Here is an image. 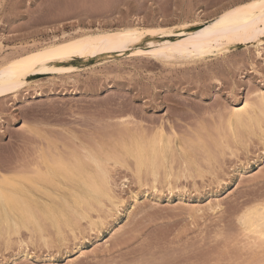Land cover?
<instances>
[{
    "label": "rangeland",
    "instance_id": "1",
    "mask_svg": "<svg viewBox=\"0 0 264 264\" xmlns=\"http://www.w3.org/2000/svg\"><path fill=\"white\" fill-rule=\"evenodd\" d=\"M244 1L247 0H0V70L13 64L18 57L48 46L49 41H62L65 36L69 38L97 29L110 30L130 25L167 28L164 34H147L135 47L125 52L102 54L67 63L79 66V70H72L68 66L59 70L60 67L50 66L47 68L49 72L45 74H29L27 79L31 83L22 86L16 93H0V167L24 164L30 155L35 156L34 153H37L36 142L45 148L53 145L55 147L51 149L54 152L66 156L75 152L84 154L71 141L78 148L80 145L82 151L84 148L81 143H84L100 154L105 149L115 155L116 149H121V143L129 140V137L120 134L123 129L121 119L123 122L125 118L131 122V128L133 125L147 132L144 134L147 139L158 136L153 133L160 127L164 129V139L167 138L165 141L171 148L167 170L174 173L169 182L161 177V172L159 183H153L152 177L148 175L151 179L149 182L150 179L147 176L145 179L144 175L141 182H148L144 187L136 179L134 168H131L134 167L133 158L132 162L127 157V164L123 167L114 165L112 159L109 163L115 167H110L114 169L111 174L116 175L112 176L116 178L115 181L113 179L114 190L121 196L116 194L118 202H121L114 207L109 200L104 199L106 205L103 208L90 211L92 220L100 221L102 218L105 219L104 224L99 223L97 228L92 229L88 226L90 218L82 219L74 231L64 227L63 235L48 227L45 239L38 235L31 237L23 230L20 235H15V239L14 236L12 238L15 242L18 239L16 245L12 240L11 245H8L4 238H0V264H158V261L166 264L168 259L171 261L168 264L177 263L176 260L181 261L180 264H200L201 259L202 262L206 260L204 264H221L224 260L222 264H264V254H259L263 250H257L258 254H255V250L250 253V248L241 246V235L236 237L239 246L234 242V247L232 240V236L240 232L235 220L240 209L245 203L263 199L260 193L264 188V135L253 125L237 126L234 132L228 129L230 126H227L226 120L231 119L232 108L247 101L254 102L256 91L264 89V43L260 47L263 48L260 56L255 43L239 44L225 54L215 53L205 59L191 61H161L146 52L134 53L139 49L150 50V42L176 35L185 25L188 31L198 29L202 23L220 18ZM103 57H108V60H102ZM205 119L210 120L209 123ZM147 127L149 130L145 129ZM212 128L217 134L211 131ZM190 133L196 135L193 134V137L192 134L188 135ZM36 135L39 141H35ZM92 141L98 146L92 145ZM175 145L181 150L178 151ZM200 145L206 147L203 146L201 150ZM174 153L178 154V158L174 157ZM180 163L185 165L181 166ZM250 175L257 177L253 179ZM216 197L222 199L223 208L218 212H223L224 216L223 213L217 216V213L208 210L197 213V216L185 205H205ZM224 227L227 230L230 227L229 231ZM219 228H223L220 229L221 233ZM116 229L118 233H114ZM224 230L229 234L225 232L224 236ZM117 235L120 237L118 241ZM221 235L226 238L230 235L232 242L229 237V242L224 238L227 245L224 246ZM121 240L122 243L129 241L122 244ZM217 247L221 250H215ZM230 248L237 249L233 251ZM248 252L249 259L246 257ZM169 254L171 258H168ZM131 256L133 258L130 259Z\"/></svg>",
    "mask_w": 264,
    "mask_h": 264
},
{
    "label": "bare ground",
    "instance_id": "2",
    "mask_svg": "<svg viewBox=\"0 0 264 264\" xmlns=\"http://www.w3.org/2000/svg\"><path fill=\"white\" fill-rule=\"evenodd\" d=\"M250 2H252V0L244 1L240 5L245 4V3H250ZM240 5L235 6V7H239ZM230 10H228V11H230ZM219 20H220V18L213 19L211 21H206L204 23H202L200 21L202 23L200 28L194 29V30H189V31H188L187 26L185 25V26H183V30L180 32H177L176 35L166 36L165 39L160 40V41H152L151 40L152 42H150V45H151L150 50L144 51L142 49H139L136 52H134V51L133 52L136 54H137V52H139V53L146 52V54L153 56L154 58H156V60L161 59V61L162 60H190L191 61V60L205 59L207 56L213 55L215 53L225 54L232 47H235L239 44L255 43L256 48L258 50L257 52L260 56V54L263 50V48L261 49L260 47H261L262 43H264V38H261L257 35L255 39H247L246 34L243 32H241L239 35H237L235 33H231V32H225L222 27H217V21H219ZM256 27L257 28H264V24L257 23ZM165 29L167 30V28H165ZM165 29L161 26H157V27H153V28H144L141 26H131L130 25V26H124V27H120V28H116V29H110V30L97 29L96 31L76 35L74 37H69V38H67V36H65L66 38L63 39L62 41L61 40H53L52 42L49 41L48 46H46L42 49L36 50V51L32 52L31 54L22 55L21 57H18L17 59H15L13 64H11L10 66H7L4 69L0 70V93H7V92L16 93L22 86H28L31 83L27 79V76L29 74H45V73L49 72V71H42L41 69H47L50 66H57V67H60L59 70H64V66H68L72 70H79L80 69L79 66H76L74 64H67V63L74 62L78 59H87V58L91 59L90 57H96V56L98 57V56H101L102 54H111L112 55L115 52H125L126 50H128L131 47H133L134 45H136L139 41H141L143 39V37H145L147 34H157V33L164 34V33H166ZM126 33H132L133 35L131 37H129V36L124 35ZM76 41H78L80 43L75 44L73 46V48L70 50L72 52V54L67 56V58H64V59H48L47 57H42V58L33 59V60L28 59L29 57H35L36 53L44 52L45 50H48V49L61 48L63 45H71V44H73V42H76ZM107 58L108 57H103L102 60H105V59L108 60ZM112 58H113V56H112ZM100 60L101 59H97V61H100ZM190 61H189V63H191ZM17 62H20V63H17ZM166 62L168 63V61H166ZM86 67H88V66H86ZM252 95H254V94H252ZM254 96H253V98H255L254 102H248L247 101L246 103L244 102L245 104H243V105L232 108V111L230 112L231 117L228 115L231 119L230 118H229L230 120L226 119L227 123L230 124V125L227 124V126H230L228 129L231 128V130L235 132V127H237V126L245 127V126H252L253 125L254 127L258 128V130L262 133V135H264V89L260 90L258 92L256 91ZM219 118H221V117L219 116ZM223 120L225 121V118ZM115 121H118V120H115ZM136 121H138V120H134L133 122H136ZM209 121H207V123H209ZM133 122H132V124H133ZM138 122H140V121H138ZM121 123L123 124V129L120 131V134H123L124 136L129 137V140H125L121 143V145H120L121 149H116L115 155L109 153L105 149H103L102 154H100L98 151L91 149L89 145L84 144V143H81L82 148H84L83 149L84 151H82L80 149L81 147L79 144H78L79 145V148H78V146L74 145L75 142L71 141V143H73V146L75 148H77L78 150H80L81 152H84V154H79V153L75 152V153H72V154L66 156L64 154L54 152L55 150L53 148L51 149V147L53 145L50 146V148H49V146H47L45 148V146L42 147V145H40L39 142L38 143L36 142V144H38V151H37V153H34L35 156L27 155V157L29 156V158H30L28 161H25L23 159V163L25 161L26 164L20 163V165L13 164L14 166L13 165L12 166H6L5 165L6 167H0V238H4L5 243H7L9 245L13 236L15 239V235H20V233H22V231L24 230V231H27L31 235V237L38 235L41 239H45V237L47 236L46 231H47L48 227L54 228L59 235H63L62 229L64 227H68L71 229V231H74L75 228L80 225V222L82 221V219H86V218L89 219L90 218V211L96 210L98 207L103 208L106 205V204H104V199L109 200L115 207V205H117L118 203L121 202V201L118 202V197H121V196H118L119 193L118 194L115 193V190H114L116 187L113 184V179L115 181L116 175L114 173L111 174V171L114 170V169H110V167L112 166V164L110 166V163H111L110 161L112 159L114 160V165L119 164L123 167L124 165L127 164V157H130V160L132 162H133V160L131 158H133L134 159V167H131V168L132 169L134 168L135 174L137 176L136 179H138L139 182L142 181V178L144 175H145L144 178L146 176L148 177V175H150V177H152L153 183H159L158 181L160 179V174H162V173H163L162 174L163 176H161V177H163L165 179V181L167 179L170 182L171 177L174 175V173L172 174L171 172H169L167 170V161L169 158V152H170L171 148H170L169 143L165 141V140H167V138L164 139V136L166 137V135H165L166 132L164 133V129L162 127L159 128V126L157 127V125H154V127L156 126V128L157 129L159 128V129L157 132H155L153 134H158V136L156 135L150 139H147L146 136L144 135V134H147V132L142 130L140 127L138 128L137 126L134 127L132 125L133 128H131V126H129V124H131V122L129 120L127 121V119L124 118V121L122 122V119H121ZM195 124H196V122H195ZM195 124H194V126H195ZM135 125H136V123H135ZM206 125H208V124H206ZM219 126H221V125H219ZM224 126L225 125H222V127H224ZM208 127L211 129L210 126H208ZM156 128H154V130ZM199 128H200V126H199ZM145 129L149 130L148 127ZM171 129H172V127H171ZM171 129H169V130L173 131ZM151 130L153 131V129H151ZM187 130H189V128H187ZM195 130H197V128ZM201 130L203 131V129H201ZM211 131H213V128ZM191 132H193V131L191 130ZM213 132H215V129ZM220 132H221V130H220ZM148 133H150V131H148ZM174 133L176 134V132H174ZM202 133H205V132H202ZM215 133L217 134V131ZM215 133H213V134H215ZM167 134H169V133H167ZM170 134H172V133H170ZM191 134L192 133H190L188 135H191ZM193 134H195V133H193ZM62 135H64V134H62ZM117 135L118 134H116V136ZM172 135H174V134H172ZM195 135H193V137ZM205 135H206V133H205ZM246 135H248V133ZM31 136H32V134H31ZM53 136H54V134H53ZM65 136L67 137V135H64V137ZM147 136L149 137V135H147ZM227 136H228V134H227ZM34 137L37 138V140H35V141H39L37 135ZM204 137L206 138V136H204ZM258 137H259V135H258ZM60 138H61V140H63L62 137H60ZM93 141L91 143H92V145H95V144H93ZM196 141H198V138L196 139ZM225 141L226 140H224V143H226ZM228 141H230V140H228ZM44 142H46V141L44 140ZM242 142L244 143L243 139H242ZM68 143L71 144L70 141ZM246 143H247V141H246ZM231 145H234V144H231ZM95 146L97 147L98 145H95ZM203 146L200 147L201 150L203 149ZM33 147H36V145L35 146L33 145ZM53 147H55V146H53ZM175 147H176V145H175ZM204 147H206V146H204ZM61 148H62V146H61ZM176 149H177V147H176ZM178 149H180V148L178 147ZM213 150L215 151L214 148H213ZM173 151L176 152L175 150H173ZM194 151H195V148H194ZM235 151H236V149H235ZM34 152H35V150H34ZM66 153H68V152L66 151ZM177 155L175 154V156L174 155L173 156L175 158H178ZM187 156H188V154H187ZM202 156L204 157V155H202ZM216 156H217V158L216 157L215 158L218 159L219 156L218 155H216ZM17 160L15 162H17ZM19 160H21L20 156H19ZM183 161H184V159H182V162ZM19 162L20 161H18V163ZM175 162L178 163V160L177 161L175 160ZM183 163H180L181 166L185 165ZM197 163H200V161H198ZM213 163H214V161H213ZM174 165L176 166V164H174ZM204 167L205 166H203V168ZM111 168H115V167H111ZM161 170H163V171H161ZM191 170H192V168H191ZM118 171L116 170L117 174L119 173ZM125 171H126V169L124 168V172ZM127 171H129V170H127ZM113 174L115 175L114 178L112 177ZM131 174L133 175L132 172H131ZM260 174L261 173H259V175ZM214 175H215V173H214ZM248 175L247 176L244 175V177L246 178V177H248ZM119 176L124 178V176H121V175H119ZM194 176H196V175H194ZM205 176H206V174H205ZM255 176H254V178H255ZM127 177H129V176H127ZM127 177H126V179H127ZM133 177L135 180V176H133ZM249 177L253 178V176H251V175ZM122 178H121V180H122ZM131 178H132V176H131ZM145 179H147V178H145ZM148 179H150V178L148 177ZM176 180H178V179H176ZM150 181H151V179L149 180V182ZM251 181H253V180H251ZM142 182H141L142 185L148 183V182L145 183L146 181L144 183H142ZM196 186H197V183H196ZM144 187H145V185H144ZM156 187H158V186H156ZM250 188H252V186ZM253 188L256 189L257 187L253 186ZM262 190L263 191L261 193L264 194L263 193L264 188ZM246 193H247V191H246ZM261 193H260V195H261V198H263L262 200L259 199L260 201L251 202L249 204L245 203L244 204L245 206L242 209H240L239 213H237L238 215H237V218L235 219L237 222L236 226H238V225L240 226L239 227L240 230H238V232L239 231L240 232L239 233L237 232L238 235L236 234L237 236H235V237L232 236L233 239L230 238V235L233 232V230H232V232L230 231L231 232L230 235L227 236V238L229 237L228 239L230 242H232L230 239L233 240V245L235 247L236 245L234 242H236L237 238H239V236L241 235L242 236L241 239H243V241L240 240V242H242L241 246L244 245V248L245 247L250 248L249 249L250 253L251 252L253 253V251L255 250L254 251L255 254L259 253V251H257L259 249L263 250L259 254H261V253L264 254V248H262V246L259 243V237L254 235L250 231V229H252L253 227L259 228L258 214H259V211H261V210L258 209L257 213H255L253 215L252 219L248 220L247 222L243 221L241 219V217H242V214L245 212V210H247V209H249V208L253 207L254 205H257L261 202H264V195L262 197ZM116 194L118 197L116 196ZM257 195H259L258 192H257ZM134 197L137 199V196L134 195ZM251 198H253V197H251ZM256 200H257V198H256ZM230 201L231 200H229V202ZM201 204L200 203L199 204H191V203L188 204V203H186L185 205H188L187 207H189V208H187V207L186 208L188 210L192 211L193 214L196 213L197 216H198L197 213H202V212L205 213L206 210L213 212V213H217V216H218V213H223V212H218L219 210H222L221 208H223L222 207V204H223L222 199L219 197L213 198L212 200H210L205 205H203V203H201ZM226 204H228V203H226ZM151 205H153V204H151ZM229 205H231V204H229ZM108 206H110V205H108ZM230 207L231 206H229V209H231ZM105 210H107V209L105 208ZM232 210H234V208ZM208 211H207V213H208ZM235 211H236V209H235ZM228 212H231V211H228ZM107 213H109V211ZM231 214H233V212ZM234 214H235V212H234ZM120 215H121V213H120ZM102 216L104 217V215H102ZM223 216H224V213H223ZM99 218H101V217H99ZM104 220L105 219L101 218L100 221H97V220H92L90 218V220H89L90 225H88V226H91L92 229L97 228L99 223L104 224V222H103ZM219 221H218V223H219ZM236 222L234 221V223H236ZM218 223H216V224L217 225L221 224V223H219V224ZM83 225H85V223ZM220 226L221 225H219V227ZM233 226L235 227V225H233ZM86 227L87 226H84V228H86ZM225 227H226V225H225ZM225 227H224V229H226ZM87 228L89 229V227H87ZM215 228H217V227H215ZM229 228H228V230L227 229L226 230L229 231ZM117 229L114 233L119 232V231H117ZM220 229L223 230V228H219V230ZM231 229H233V228H231ZM52 231H53V229H52ZM216 231H217V229H216ZM227 231L224 230L222 232V233H224V236H225V232H227ZM77 232H79V229ZM85 232H88V231H85ZM122 232L124 233V231H122ZM213 232H215V231H213ZM220 233H221V230H220ZM76 234L79 236L78 233H76ZM227 234H229V233L227 232ZM68 235L70 236L72 234H68ZM86 235H88V233ZM213 235H211V236H213ZM122 236H123V234H122ZM224 236H222V238H223L222 242L225 243L224 246H227L224 238L227 240V242H229V241ZM66 237H68V236H66ZM24 238H25V236H24ZM222 238H220V239H222ZM234 238H235V241H234ZM14 239L12 240V242L14 241ZM65 239H67V238H65ZM119 239H120V237L118 236L117 241ZM1 240H3V239H1ZM210 240H211V237H210ZM21 241H22V239H21ZM126 241L128 242L129 240H126ZM126 241H123V243H122V240H121V243L124 244ZM24 242H25V240H24ZM16 243H18V239L15 242V245H16ZM37 243H39L38 240H37ZM223 243H221V244H223ZM117 244H119V243H117ZM214 244L218 245V243H215V242H214ZM236 244H237V246H239V244L237 242H236ZM40 245H41V243H40ZM229 245H228V247H229ZM233 245L231 244L230 246H233ZM4 246L6 248H8L6 246V244H4ZM36 246H37V244H36ZM222 246L223 245H221V246L219 245V247H222ZM1 248H3V247H1ZM232 248H230V250ZM241 248H243V247H241ZM8 249H5V250H8ZM59 249H60V247H59ZM98 249H100V248H98ZM217 249H219V248L217 247L215 250H217ZM235 249H237V248H235ZM235 249H232V250L234 251ZM205 250H206V248H205ZM205 250L203 252H205ZM219 250H221V249H219ZM85 252H82L83 255L85 254ZM208 252L206 251V253H208ZM215 253H213V254L215 255ZM219 253H220V251H219ZM250 253L248 252V253H246V255L250 254ZM201 254H202V251H201ZM210 254H211V252H210ZM226 254H228V253H226ZM255 254H253V255H255ZM263 254H261V255H263ZM26 255L29 256L28 254H26ZM170 255L171 254L168 255L169 256L168 258H171ZM228 255H230V254H228ZM235 255H237V254H235ZM173 256H175V254ZM207 256H209V254ZM204 257H206V256L204 255ZM210 257H212V256H210ZM215 257L218 258V256H215ZM246 257H248V255ZM131 258H133V257L131 256L130 259ZM200 258H202V256H200ZM249 258H251L250 255H249L248 259ZM226 259H228V258H226ZM241 259H242V257H241ZM258 259H255V260H258ZM69 260L71 261V259H69ZM169 260L170 259H168L166 261H168V263H169V262H171ZM260 260H262V259L260 258ZM72 261H73V259H72ZM137 261H139V260H137ZM147 261H149V260H147ZM172 261H173V259H172ZM204 261L206 262V260H203V262H202V259H201L200 264H202V263L204 264L205 263ZM248 261H250V260H248ZM131 262L132 261H130V263ZM160 262L161 261H158V264ZM163 262H161V263H163ZM176 262L177 263H174V264H180L179 262H181V261L178 262V260H176ZM168 263L166 262V264H168ZM134 264H135V262H134ZM145 264H146V262H145ZM153 264H155V263H153ZM211 264H212V262H211Z\"/></svg>",
    "mask_w": 264,
    "mask_h": 264
},
{
    "label": "snow or ice",
    "instance_id": "3",
    "mask_svg": "<svg viewBox=\"0 0 264 264\" xmlns=\"http://www.w3.org/2000/svg\"><path fill=\"white\" fill-rule=\"evenodd\" d=\"M257 23L264 24V0H252L250 3H245L239 7L232 8L230 11H226L220 17V20L217 21V27H222L225 32H231L237 35L243 32L246 34L247 39H255L257 35L264 38V28H257ZM124 35L131 37L133 34L126 33ZM79 43L76 41L71 45H63L61 48L48 49L44 52L36 53L35 57H29L28 59L33 60L42 57H47L48 59H64L72 54L70 50L75 44ZM41 70L49 71V69ZM51 71H56V69H51ZM258 209L261 210L258 214L259 228L253 227L250 231L259 237V243L264 248V202L245 210L241 219L247 222L252 219Z\"/></svg>",
    "mask_w": 264,
    "mask_h": 264
}]
</instances>
